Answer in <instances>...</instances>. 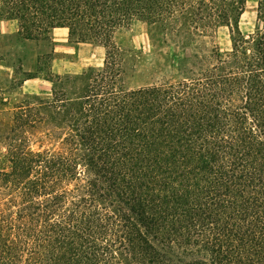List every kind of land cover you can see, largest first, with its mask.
I'll use <instances>...</instances> for the list:
<instances>
[{"label":"trees","instance_id":"1","mask_svg":"<svg viewBox=\"0 0 264 264\" xmlns=\"http://www.w3.org/2000/svg\"><path fill=\"white\" fill-rule=\"evenodd\" d=\"M0 0L26 40L66 29L102 67L15 106L0 158V264H264V0ZM134 21L173 45L129 88ZM226 28L231 47L203 44ZM28 75L24 79H34Z\"/></svg>","mask_w":264,"mask_h":264},{"label":"rangeland","instance_id":"2","mask_svg":"<svg viewBox=\"0 0 264 264\" xmlns=\"http://www.w3.org/2000/svg\"><path fill=\"white\" fill-rule=\"evenodd\" d=\"M256 1L248 0L239 27L244 35L254 32ZM49 41L26 40L18 34L16 21L0 20V158L5 152L2 137L9 124L15 106L24 101L50 96V76L80 75L102 67L104 48L92 43H74L66 29H55ZM151 38L149 26L134 21L128 29L116 35L118 46L130 48L136 53L135 70L126 78V86L138 88L166 82L173 74L169 65L177 52L173 45H164ZM203 44L215 46L221 52L231 47L226 28H219ZM34 79L24 81L26 76Z\"/></svg>","mask_w":264,"mask_h":264}]
</instances>
